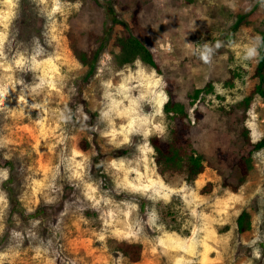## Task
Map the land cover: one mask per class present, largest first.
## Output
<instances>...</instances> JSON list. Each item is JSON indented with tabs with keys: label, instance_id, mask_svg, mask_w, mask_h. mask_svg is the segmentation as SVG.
I'll use <instances>...</instances> for the list:
<instances>
[{
	"label": "rangeland",
	"instance_id": "1",
	"mask_svg": "<svg viewBox=\"0 0 264 264\" xmlns=\"http://www.w3.org/2000/svg\"><path fill=\"white\" fill-rule=\"evenodd\" d=\"M109 6L130 29L112 26L86 80L73 48L100 45ZM263 29L262 0H0V264H264ZM129 32L157 68L117 62ZM169 85L206 160L192 182L161 176L149 141L170 138ZM228 152L250 158L241 185ZM123 243L142 245L138 262Z\"/></svg>",
	"mask_w": 264,
	"mask_h": 264
},
{
	"label": "trees",
	"instance_id": "2",
	"mask_svg": "<svg viewBox=\"0 0 264 264\" xmlns=\"http://www.w3.org/2000/svg\"><path fill=\"white\" fill-rule=\"evenodd\" d=\"M97 1V0H96ZM263 11H264V0ZM114 24H121L125 29H130L129 24L118 18L114 9L108 7L106 15V24L102 35H100V45L89 51L80 50L76 47L73 48L74 55L79 61L87 66L85 72V79L89 80L94 77L104 52V48L109 41L111 29ZM237 27L234 26V29ZM116 45L119 47L117 55V62L120 65L133 63L136 60H141L157 68L154 54L149 46L139 37L132 32L118 36L115 40ZM254 76L257 78L252 93L264 98V29L260 34L259 43L257 47V65L254 71ZM168 97L164 103V111L169 120V133L170 138L165 140L158 135L150 138V144L155 151V164L159 174L163 177L169 175H182L186 181H194L206 168L205 158L197 153L194 144L188 137L190 122L189 113L186 106L181 102L174 91L172 85L167 87ZM201 89H196L192 95L193 101L199 96ZM248 97L246 100H249ZM89 114L91 111L86 108ZM96 114V113H94ZM200 116L199 113H197ZM248 143L252 144L250 137H247ZM256 149L264 147V136L254 144ZM125 151L123 150L122 153ZM219 157L232 167L238 166L242 170V179L240 184L248 175L250 169V158L247 156H238L232 152L219 153ZM235 188H238L236 186ZM8 204L11 212L23 213L24 208L16 197L13 189L8 188ZM40 210V209H39ZM39 211L31 213V216H36ZM250 214L246 209H243L236 219V228L239 233H243L250 229ZM122 252L129 257L132 262H138L141 258L142 245L139 243H123L120 244Z\"/></svg>",
	"mask_w": 264,
	"mask_h": 264
},
{
	"label": "clouds",
	"instance_id": "3",
	"mask_svg": "<svg viewBox=\"0 0 264 264\" xmlns=\"http://www.w3.org/2000/svg\"><path fill=\"white\" fill-rule=\"evenodd\" d=\"M220 45L219 44H217V47H219ZM254 55H256V51H255V49L254 48H252V49H249L248 50V53H247V56L248 57H252V56H254ZM202 59H204L205 61H206V56H202Z\"/></svg>",
	"mask_w": 264,
	"mask_h": 264
},
{
	"label": "crops",
	"instance_id": "4",
	"mask_svg": "<svg viewBox=\"0 0 264 264\" xmlns=\"http://www.w3.org/2000/svg\"><path fill=\"white\" fill-rule=\"evenodd\" d=\"M146 257V256H145ZM145 257H144V259L142 260V261H140V262H138L139 264H150V261L148 260V258H146L145 259Z\"/></svg>",
	"mask_w": 264,
	"mask_h": 264
}]
</instances>
